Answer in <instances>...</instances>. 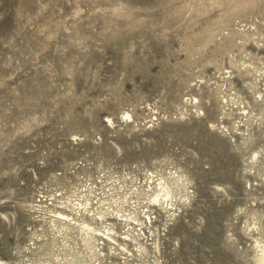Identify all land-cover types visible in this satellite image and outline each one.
Masks as SVG:
<instances>
[{
	"label": "rangeland",
	"instance_id": "374dc122",
	"mask_svg": "<svg viewBox=\"0 0 264 264\" xmlns=\"http://www.w3.org/2000/svg\"><path fill=\"white\" fill-rule=\"evenodd\" d=\"M258 243L264 0H0V263L261 264Z\"/></svg>",
	"mask_w": 264,
	"mask_h": 264
},
{
	"label": "bare ground",
	"instance_id": "6f19581e",
	"mask_svg": "<svg viewBox=\"0 0 264 264\" xmlns=\"http://www.w3.org/2000/svg\"><path fill=\"white\" fill-rule=\"evenodd\" d=\"M261 97V96H260ZM245 110V108H244ZM257 157V156H255ZM161 191L158 192V194L155 196V202H157L159 205L161 204L163 206V204H165L166 202H168L167 206H169V201L171 200V198H173L172 196V192L170 190V188L166 187V185L163 184H159ZM76 202V201H75ZM74 203V202H73ZM89 204V205H88ZM160 205V206H161ZM92 206L91 200L90 199H86V204L83 205L81 202L78 203L77 206H74V210L77 211H82L84 208L86 207H90ZM72 207V206H70ZM70 209V208H69ZM66 214H64V212H57L55 213V215L52 217L51 221L53 222H59V221H68L67 224L69 225H73V226H79L80 231L82 232H89V231H93V233H96V228L94 227L95 225L92 222H88L85 219H72L69 218ZM141 223V222H139ZM54 225V223H53ZM106 232L109 233L111 229L108 228V226H105ZM64 237V236H63ZM105 239L111 240V242L113 241L114 243H116L115 240H113L112 238H109L107 236H105ZM140 247H143V244L139 243ZM85 245L87 246L88 250H90L89 252H94L93 249L96 250V252L99 254V251L102 250V253H105V249L103 247H105L104 241L102 240L100 244H96L94 241H92L91 238H89V240L85 241ZM257 248L259 249V252L261 254L260 256V262L261 264H264V244L262 243H258ZM87 250V251H88ZM3 264V263H0ZM33 264H48V263H44V262H39V263H33Z\"/></svg>",
	"mask_w": 264,
	"mask_h": 264
},
{
	"label": "built area",
	"instance_id": "2783aa9c",
	"mask_svg": "<svg viewBox=\"0 0 264 264\" xmlns=\"http://www.w3.org/2000/svg\"><path fill=\"white\" fill-rule=\"evenodd\" d=\"M54 215H55V214L52 213L50 217L52 218Z\"/></svg>",
	"mask_w": 264,
	"mask_h": 264
}]
</instances>
